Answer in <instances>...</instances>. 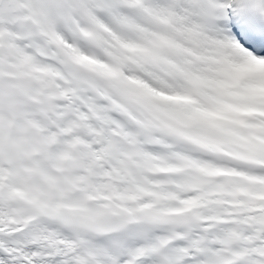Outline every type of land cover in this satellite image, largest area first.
Segmentation results:
<instances>
[{
    "label": "snow or ice",
    "instance_id": "snow-or-ice-1",
    "mask_svg": "<svg viewBox=\"0 0 264 264\" xmlns=\"http://www.w3.org/2000/svg\"><path fill=\"white\" fill-rule=\"evenodd\" d=\"M0 264H264V0H0Z\"/></svg>",
    "mask_w": 264,
    "mask_h": 264
}]
</instances>
